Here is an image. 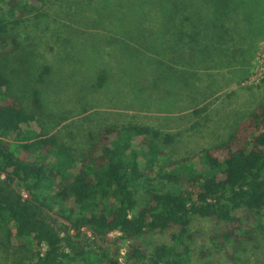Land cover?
<instances>
[{
  "label": "trees",
  "instance_id": "1",
  "mask_svg": "<svg viewBox=\"0 0 264 264\" xmlns=\"http://www.w3.org/2000/svg\"><path fill=\"white\" fill-rule=\"evenodd\" d=\"M49 1L0 0V232L28 253L18 264H194L195 218L214 224L210 239L219 249L241 250L264 221V103L226 140L190 159L169 160L174 135L133 123L88 131L76 159L73 140L61 131H24L42 112V92L34 90L27 107L8 94L12 78L1 65L15 49L9 44L17 46L11 27ZM81 2L80 20L102 22L111 37H142L140 49L144 37H163L157 47L168 70L229 66L228 50L246 46L254 15L264 16V0ZM68 33L63 44L70 50L71 37L82 36ZM51 71L46 66L40 82ZM96 75L95 87L104 88L105 69ZM172 230L170 245L144 241Z\"/></svg>",
  "mask_w": 264,
  "mask_h": 264
},
{
  "label": "rangeland",
  "instance_id": "2",
  "mask_svg": "<svg viewBox=\"0 0 264 264\" xmlns=\"http://www.w3.org/2000/svg\"><path fill=\"white\" fill-rule=\"evenodd\" d=\"M81 3L50 0L36 4L11 27L17 46L10 43V49H15L1 61L12 78L8 94L29 107L33 91L42 92L44 107L37 121L23 127L27 133L61 131L73 140L74 156L80 159L88 131L111 124L148 125L174 135L166 153L176 161L217 146L264 103V16L254 15L255 31L244 37L246 46L235 44L228 50L229 66L202 63L195 69L174 66L168 70L164 53L157 47L163 37L159 41L144 37L141 49L137 43L142 45V37H133L137 38L134 43L127 37H111L102 22L82 20V16L80 20ZM68 32L82 36L70 38V50L63 44ZM167 65L173 67L172 62ZM46 66L52 71L42 83ZM103 69L107 83L97 89L96 74ZM132 141L139 149V138ZM212 228L210 221L194 219L189 240L194 264H264V221L258 223L254 239L237 252L219 249L210 239ZM175 231L151 232L144 241L170 245ZM16 244L15 240L8 243L0 232V264H18L28 254L17 250Z\"/></svg>",
  "mask_w": 264,
  "mask_h": 264
}]
</instances>
